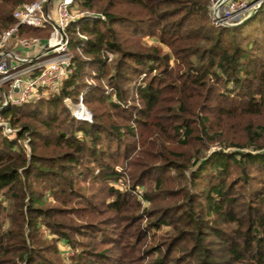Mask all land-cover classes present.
<instances>
[{
    "label": "trees",
    "instance_id": "trees-1",
    "mask_svg": "<svg viewBox=\"0 0 264 264\" xmlns=\"http://www.w3.org/2000/svg\"><path fill=\"white\" fill-rule=\"evenodd\" d=\"M209 2L75 1L105 19L70 24L64 90L4 111L31 151L0 128V264H264V3L218 27Z\"/></svg>",
    "mask_w": 264,
    "mask_h": 264
},
{
    "label": "built area",
    "instance_id": "built-area-1",
    "mask_svg": "<svg viewBox=\"0 0 264 264\" xmlns=\"http://www.w3.org/2000/svg\"><path fill=\"white\" fill-rule=\"evenodd\" d=\"M75 1L34 0L22 3L13 12L16 23L0 31V128L6 138L20 142L28 155L30 139L18 138L20 128L5 118L4 111L10 105L41 101L64 90L66 81L77 69L76 53L68 30L70 24L79 19H105L102 13L79 11ZM263 3L264 0H210L208 11L215 26L229 27L255 14ZM29 27L39 28L43 35L23 33V29ZM78 37L79 46L88 39L80 31ZM106 56L111 64L114 53L107 52ZM106 88L107 93L112 91L108 83ZM64 101L72 108L74 103L69 96H65ZM119 185L122 188L125 182L121 181ZM136 192L143 201V188H137Z\"/></svg>",
    "mask_w": 264,
    "mask_h": 264
},
{
    "label": "rangeland",
    "instance_id": "rangeland-1",
    "mask_svg": "<svg viewBox=\"0 0 264 264\" xmlns=\"http://www.w3.org/2000/svg\"><path fill=\"white\" fill-rule=\"evenodd\" d=\"M76 8H77V6H76ZM78 10L79 11H83V10H81L79 7H78ZM84 20H86V19H84ZM212 21V20H211ZM26 35H32V36H34V35H36V36H39V35H43V32L41 31V33L40 34H33V33H26ZM150 42H152V40H150ZM113 66H112V64H111V67H110V72L112 73L113 72ZM90 81V83H92V84H94V83H96V81L95 80H93L92 79V77L91 76H88V82ZM81 102H82V100H81ZM80 102V103H81ZM74 103V102H73ZM83 103V102H82ZM74 104H76V103H74ZM77 104H79V103H77ZM84 104V103H83ZM85 105V104H84ZM86 106V105H85ZM87 107V106H86ZM70 108V107H69ZM88 108V110L91 112L92 111V109H90L89 107H87ZM71 109V111H73L72 110V108H70ZM93 112V111H92ZM91 112V113H92ZM92 116H93V121H94V112H93V114H92ZM90 121H92V120H90ZM92 121V122H93ZM219 148H221V144H216V145H213V146H211V148H210V150H209V152L210 151H212V150H215V149H219ZM228 150H234V148L233 147H228L227 148ZM118 185L120 184V182H118L117 183ZM120 186V185H119ZM123 187H126V183H125V185L124 186H122V188ZM141 199V198H140ZM141 202H142V206H143V208H145V207H149L150 206V202L149 201H147V200H141ZM145 222H146V219H145ZM169 229H170V227L169 226H166V227H163V228H161V229H155V230H153L152 232H156V231H158L157 233L158 234H163L164 232H167V231H169ZM50 235V234H49ZM151 238V236L149 237V239ZM60 247H61V249L63 250V253H64V262H65V264H71V261H70V259L68 258L69 256H71V255H73L74 254V250L72 249V247L69 245V243H66V242H60Z\"/></svg>",
    "mask_w": 264,
    "mask_h": 264
},
{
    "label": "bare ground",
    "instance_id": "bare-ground-1",
    "mask_svg": "<svg viewBox=\"0 0 264 264\" xmlns=\"http://www.w3.org/2000/svg\"><path fill=\"white\" fill-rule=\"evenodd\" d=\"M71 107L73 109V113L77 117L92 120L93 118L92 113L88 110V108L84 104L82 103L78 105L71 104Z\"/></svg>",
    "mask_w": 264,
    "mask_h": 264
},
{
    "label": "water",
    "instance_id": "water-1",
    "mask_svg": "<svg viewBox=\"0 0 264 264\" xmlns=\"http://www.w3.org/2000/svg\"><path fill=\"white\" fill-rule=\"evenodd\" d=\"M253 15H254V13H253V14H251L249 17H247L245 20H247V19L251 18ZM245 20H244V21H245Z\"/></svg>",
    "mask_w": 264,
    "mask_h": 264
},
{
    "label": "crops",
    "instance_id": "crops-1",
    "mask_svg": "<svg viewBox=\"0 0 264 264\" xmlns=\"http://www.w3.org/2000/svg\"><path fill=\"white\" fill-rule=\"evenodd\" d=\"M82 103V102H81ZM80 104V103H79ZM83 104V103H82ZM74 105H78V104H74Z\"/></svg>",
    "mask_w": 264,
    "mask_h": 264
}]
</instances>
